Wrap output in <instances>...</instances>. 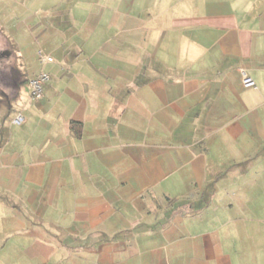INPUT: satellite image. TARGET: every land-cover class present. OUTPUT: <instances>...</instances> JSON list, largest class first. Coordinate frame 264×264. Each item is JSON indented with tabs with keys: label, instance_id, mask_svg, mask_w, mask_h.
<instances>
[{
	"label": "crops",
	"instance_id": "crops-1",
	"mask_svg": "<svg viewBox=\"0 0 264 264\" xmlns=\"http://www.w3.org/2000/svg\"><path fill=\"white\" fill-rule=\"evenodd\" d=\"M0 264H264V0H0Z\"/></svg>",
	"mask_w": 264,
	"mask_h": 264
},
{
	"label": "built area",
	"instance_id": "built-area-1",
	"mask_svg": "<svg viewBox=\"0 0 264 264\" xmlns=\"http://www.w3.org/2000/svg\"><path fill=\"white\" fill-rule=\"evenodd\" d=\"M39 58L42 62L52 60V57L44 54L43 52L39 51ZM49 78V74L45 70H39L36 74H34L29 79V87H30V95L32 97H37L42 92V86L44 82ZM242 82L244 85H253L254 81L250 76H248L245 72L242 71Z\"/></svg>",
	"mask_w": 264,
	"mask_h": 264
}]
</instances>
